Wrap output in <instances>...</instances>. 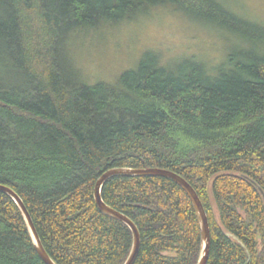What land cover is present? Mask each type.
I'll use <instances>...</instances> for the list:
<instances>
[{"label": "trees", "instance_id": "16d2710c", "mask_svg": "<svg viewBox=\"0 0 264 264\" xmlns=\"http://www.w3.org/2000/svg\"><path fill=\"white\" fill-rule=\"evenodd\" d=\"M229 2L0 0V185L21 197L56 264H125L133 233L94 196L114 168L168 170L195 189L211 228L208 264L264 263V25ZM159 8L224 35V62L164 64L153 52L90 84L73 46ZM102 197L141 233L135 264H198L199 218L176 183L114 177ZM0 264H45L5 193Z\"/></svg>", "mask_w": 264, "mask_h": 264}, {"label": "rangeland", "instance_id": "374dc122", "mask_svg": "<svg viewBox=\"0 0 264 264\" xmlns=\"http://www.w3.org/2000/svg\"><path fill=\"white\" fill-rule=\"evenodd\" d=\"M229 4L240 15L264 25V0H230ZM225 39L178 12L159 8L137 22L85 37L73 46V52L82 73L95 84L114 82L153 52L164 64L196 56L217 67L232 50Z\"/></svg>", "mask_w": 264, "mask_h": 264}, {"label": "water", "instance_id": "95a60500", "mask_svg": "<svg viewBox=\"0 0 264 264\" xmlns=\"http://www.w3.org/2000/svg\"><path fill=\"white\" fill-rule=\"evenodd\" d=\"M114 177H131V178L162 177V178L170 179L178 186H180L192 201L200 222L201 234H202V250L198 264H208L210 257V250H211V228L205 207L199 195L195 191V189L180 175L168 170H163V169L134 170L128 168H114L103 173L102 176L98 179L94 189V196L98 208L104 214L126 224L133 233V247L125 264H135L140 252L142 238L137 225L129 217H127L123 213L119 212L118 210L106 204L102 197V190L105 184ZM0 193L7 194L18 205L28 226L37 253L40 256V258L43 260V262L45 264H56L46 252L39 237V234L36 230L35 224L33 223L31 215L28 209L26 208L25 204L23 203L21 197L12 188L5 185H0ZM227 235L229 237H234L230 233H227Z\"/></svg>", "mask_w": 264, "mask_h": 264}]
</instances>
